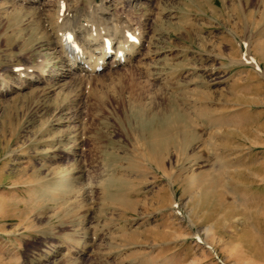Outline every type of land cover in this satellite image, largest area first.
<instances>
[{
  "label": "rangeland",
  "instance_id": "rangeland-1",
  "mask_svg": "<svg viewBox=\"0 0 264 264\" xmlns=\"http://www.w3.org/2000/svg\"><path fill=\"white\" fill-rule=\"evenodd\" d=\"M39 1L0 0V264H264V0H92L145 36L92 75Z\"/></svg>",
  "mask_w": 264,
  "mask_h": 264
},
{
  "label": "bare ground",
  "instance_id": "bare-ground-1",
  "mask_svg": "<svg viewBox=\"0 0 264 264\" xmlns=\"http://www.w3.org/2000/svg\"><path fill=\"white\" fill-rule=\"evenodd\" d=\"M22 1L36 4L39 9L45 4L39 0ZM103 3L91 0L83 10L85 12H80L71 10L67 0L55 1L56 29L53 37L57 39L53 41V49L61 55L63 65L67 66L60 75L69 72L92 75L99 70L128 63L139 56L144 44V33L133 27L126 18L119 17V21L114 19L115 22L108 20L113 17H108L109 11L102 6ZM87 13L93 16V20L87 18Z\"/></svg>",
  "mask_w": 264,
  "mask_h": 264
}]
</instances>
